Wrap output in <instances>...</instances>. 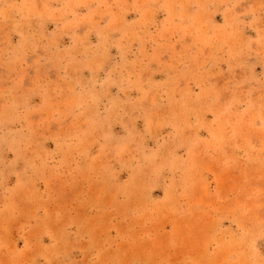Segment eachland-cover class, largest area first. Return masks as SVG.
<instances>
[{"label": "rangeland", "instance_id": "rangeland-1", "mask_svg": "<svg viewBox=\"0 0 264 264\" xmlns=\"http://www.w3.org/2000/svg\"><path fill=\"white\" fill-rule=\"evenodd\" d=\"M0 264H264V0H0Z\"/></svg>", "mask_w": 264, "mask_h": 264}]
</instances>
